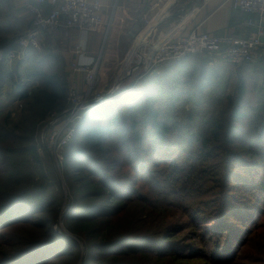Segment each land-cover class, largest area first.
<instances>
[{
	"label": "trees",
	"instance_id": "obj_1",
	"mask_svg": "<svg viewBox=\"0 0 264 264\" xmlns=\"http://www.w3.org/2000/svg\"><path fill=\"white\" fill-rule=\"evenodd\" d=\"M17 42L18 38L0 37V105L19 103L0 114V237L6 227L23 225L35 229L39 238L22 244L25 249L0 251V264H20L38 249L43 251L41 264L64 255L75 264L80 256L77 240L49 225L58 217L54 205L59 200L51 192L53 171L39 151L45 121L66 106L69 78L66 69H40L49 60L64 64L63 57L48 48L40 53L28 48L26 59L40 56L35 69L26 80L14 77L26 60L10 71L9 57L20 51ZM154 70L78 120L67 145L71 150L66 170L74 194L64 223L84 240L86 264H160L154 255L172 257L197 250L192 242H174L187 229H194L189 239L201 241L208 263L234 264L264 215V182H258L264 171V58L212 65L205 55L194 53ZM8 78L14 82L4 94ZM183 100L194 109L183 117L187 126L181 125L176 109L185 107ZM204 113L210 116L207 120ZM172 116L176 119L170 122ZM198 119H204L203 126L193 123ZM213 185L220 192H214ZM50 193L53 199L47 198ZM168 211L185 219L156 226L159 218L167 221ZM47 212L50 218H33ZM124 242L147 246L111 253ZM258 252L264 255V241Z\"/></svg>",
	"mask_w": 264,
	"mask_h": 264
},
{
	"label": "crops",
	"instance_id": "obj_2",
	"mask_svg": "<svg viewBox=\"0 0 264 264\" xmlns=\"http://www.w3.org/2000/svg\"><path fill=\"white\" fill-rule=\"evenodd\" d=\"M29 3L38 4L39 0H0L1 17L15 20L14 23L16 20L24 23L21 35L32 27ZM22 7L25 11L20 13ZM45 7L46 12L52 8L49 2L45 3ZM180 9H184V12L178 13ZM166 14H170L169 18L161 24L157 23ZM144 18L153 23L151 30L154 38H178L193 30L236 37H248L256 32L255 27L247 24L251 16L233 9L226 0H114L111 12L106 18L102 16L103 24L98 30L81 32L61 28L56 32H44L41 34V48H48L62 56L64 64L70 69L73 62L96 67L100 81L95 93L103 96L104 89L115 79L118 69L134 60L133 44L146 35L142 31ZM139 28L141 31L137 33ZM77 47H81L83 52L77 53ZM22 51L23 54L26 52L20 50L16 54ZM262 58L264 50H259L256 61ZM74 74L70 77V83L80 90L87 87L85 75Z\"/></svg>",
	"mask_w": 264,
	"mask_h": 264
},
{
	"label": "built area",
	"instance_id": "obj_3",
	"mask_svg": "<svg viewBox=\"0 0 264 264\" xmlns=\"http://www.w3.org/2000/svg\"><path fill=\"white\" fill-rule=\"evenodd\" d=\"M226 1L231 4L233 9L251 16L247 24L256 28L254 34L248 37L219 36L193 30L178 38L163 36L151 40L150 23L144 18L143 31L146 32V35L142 37V40L136 41L132 47V52L137 54L138 65H150L155 69L165 62L180 61L194 53L205 55L214 64L240 65L256 61V53L259 50H264V0ZM46 2L52 6L51 10L47 12ZM28 9L33 16L32 27L20 35L17 42L20 50L24 51L28 48L40 50L41 34L44 32H56L61 28L91 32L98 30L103 24L102 15L94 11L89 0H39L38 4L29 3ZM183 12L184 9L178 10V13ZM169 16L170 14L164 15L157 23L161 24ZM138 46L141 48L138 49ZM82 52V48L77 47V53ZM14 55H17L16 52L12 53V56ZM71 71L76 74L83 73L87 87L86 91L83 92L78 86L72 84L67 91L65 108L49 117L46 128L49 127L52 132L49 147L55 160L61 158V150L73 139L77 122L83 116L82 113L95 104L87 102L86 97L91 94L97 82L96 67L73 62ZM122 79L123 77L120 78L119 82ZM114 89H111L110 93Z\"/></svg>",
	"mask_w": 264,
	"mask_h": 264
},
{
	"label": "rangeland",
	"instance_id": "obj_4",
	"mask_svg": "<svg viewBox=\"0 0 264 264\" xmlns=\"http://www.w3.org/2000/svg\"><path fill=\"white\" fill-rule=\"evenodd\" d=\"M24 11H25V8L22 7L20 9V13H23ZM14 21L15 20L5 18V16H2V17L0 16V37L7 38L8 40H11L13 38L14 39L18 38L21 35V33L23 32L24 23H22V21H20V20H16L17 21L16 23H14ZM148 21L150 23L149 28L151 31V40L158 39V38H154V36L152 35L151 24H153V23L151 22V20H148ZM37 51H38V53L41 52V50H37ZM26 55H27L26 52L23 54V51H22L19 55H14V56L9 57L8 63L10 66V71L15 72V66L17 65V63L19 61L26 59L27 58ZM34 55L35 54H33V56H31V59L30 58L26 59L25 60L26 62L24 61V63H22L20 75L15 74L14 77H16V78L20 77L19 78L20 80H26L27 79V75L31 72V70L35 69L36 62L40 58V56L36 57ZM41 58L47 59V56L43 55ZM133 59L134 60L130 61L129 65L120 67L118 69V73H117L115 79L113 78V80L108 84L107 88L104 89L103 96L107 93H110V90L113 88H115L114 91L111 92V94L113 96L120 93V92H123L124 90L131 87L132 85L134 86L138 82L139 78H141L142 76L147 75V74L151 73L152 71H154V68L150 67V65L149 66L138 65V63H137L138 58H137V54L135 52L133 53ZM40 69L41 70H48V71H61L63 69L64 70L66 69L67 75L69 78V81H68L69 84H68L67 91L72 86V84L70 83V77L72 78V74H74V72L71 71L70 67L65 68L64 64L63 65L58 64V62L54 63V61L49 60L48 62L46 61L45 65H41ZM75 75H76V73L73 76H75ZM122 77H123L122 81L119 82L120 78H122ZM11 79L12 78H8V81H6V83L3 86L4 87V89H3L4 94H6V92L11 90V83L14 82ZM99 81H100V79H99V75H98L97 82L94 85V89L92 90L91 94L86 97L87 102L95 103L97 100H99L100 98L103 97L102 95H100V94L96 95V93H95V91L99 87ZM31 82H32L33 86H36L37 82H35L34 80H31ZM82 91L83 92L86 91V86L84 87V89ZM249 100L253 104L256 103V101H257L256 99H249ZM182 103L185 104V107H181V105H179L178 108H176V109L179 110V112L181 114L178 117L179 120H181L180 121L181 125L187 126L189 124V121L183 119V117L188 112H191V110H194V109H192L193 105L191 104L190 101L186 103V101L183 100ZM18 104L19 103H17V101H15V102L12 101V102H9V104H7V105H2V106L0 105V114L3 115L9 110H14ZM66 104H67V96H66ZM96 104H94L93 106H96ZM201 108L204 109L203 111H205L207 109V107L205 105H203ZM85 112L86 111H84L83 113H85ZM202 117L207 120L210 116L208 113H204V115ZM175 119H176V117L172 116V120H170V122L175 120ZM203 120L204 119H198L196 122H193V123L195 125H197V127L203 126ZM48 121H49V119L45 121L46 123H44V125L42 126V130L40 131V140L41 141H39L40 142L39 151H40V149H42L40 151V154L42 155L41 158H43V161L45 163H47L53 171L54 175H52L51 179H50L51 186H52L51 192L53 194H55L56 195L55 198H58V200H59V201L56 200V203L54 205L55 208L58 207V209H59L58 217L56 218V220L52 221V223H50L49 225L57 233H62L64 235H68L70 237L73 236V238H75L77 240L78 246L80 247L78 249V250H80V256L78 257V260L76 261L75 264H86L88 262V254H87L86 245H85L84 240L80 239L77 235H75L69 229H67V227L64 223V220H63L64 214H67L69 208L72 205V195L74 194L72 187H71V182H69V180H68V172L66 170L67 154L71 150V148L66 146L64 149L61 150V158L59 160H55V158L52 155V151L49 147V143L52 139V132L50 131L49 127L46 128ZM170 142H172V143L176 142L179 145H181L180 140L178 138H175V137H170ZM149 146H150V144H149ZM192 148H193V146H192ZM152 157L153 156H151L150 158H152ZM146 158H149V157H146ZM150 166H152V165H150ZM237 169H239V172H241L242 174H244L246 176L248 175L247 173H245L244 169L240 168V166L237 167ZM108 172H110V170H108ZM114 172H116V170L111 171L112 174H114ZM258 175H259V181L258 182L259 183L264 182V171H261ZM255 177H257V176H255ZM251 178H252V176H251ZM213 188H214L213 189L214 192H220L219 186L213 185ZM156 192H158V191H156ZM71 193H72V195H71ZM61 194H62V199H61ZM249 196L252 197L251 194ZM47 198L53 199L54 197L50 193L47 196ZM160 202H161V205L165 204L164 199H161ZM169 210H171V209H169ZM168 214L170 215V217L167 218L166 222H164V220L162 218L161 219L159 218L156 222H154V224L158 227L159 226H165L168 223L180 224L181 221L185 219V217L181 213H177L176 211H170V212L168 211ZM35 216H37V217H35ZM39 216H46V217L50 218L51 213L47 212L43 215H39V214L34 215L33 218L37 219ZM148 220H151V218L148 217ZM259 221L262 222V225L260 226V228H258L254 232V235H252L253 240L249 244V247L246 248L245 251L242 252V254H240L242 256H240V258H238L237 262H235L234 264H264V255L259 254V252H258V249H259L262 241H264V215L260 216ZM107 224L110 225L109 220H108ZM192 230H194V229H187L186 231H184L183 233L178 235L174 239V242L180 241V243H183V244H191V242H192V244L197 245V250H195V251H193V250L184 251L185 249L183 248L181 251H179L180 253L184 251L183 254H181V255H174L172 257H155V255H154L153 259L154 260L160 259V264H210L207 262L208 257L204 256V254H203L204 246L201 245V241L199 239H196L194 241H192V239H189L191 236L189 234V232H191ZM198 230H200V229L198 228ZM4 231H5V236L0 237V251L12 250V248H16V249L24 248L22 244L27 246L31 243L30 241H32L34 239L36 240L39 238V233L35 229H33L31 226H24V227H23V225H16L14 227L10 226V227H6L4 229ZM206 240H203L204 241L203 244L206 242ZM168 242H171V241H168ZM209 245L211 246L212 243ZM12 246H14V247H12ZM145 246H147V245L143 244V242H124V243H120V244L116 245V247H113L111 249V253L117 252L119 250H124V251L135 250V249H139V248H142ZM177 246H175V247H177ZM179 248H182V247H179ZM42 252L43 251H40V249L34 251L33 253L29 254L27 257L22 259L20 261L21 262L20 264H41L44 260L42 254H41ZM109 254H110V251H109ZM185 255H187L189 257H186ZM1 259L2 258H0V261H1ZM70 259H71V257L69 255H67V256L64 255V256L60 257L57 261H55L54 263H51V264H70L69 263ZM153 262H152V264H153Z\"/></svg>",
	"mask_w": 264,
	"mask_h": 264
},
{
	"label": "clouds",
	"instance_id": "obj_5",
	"mask_svg": "<svg viewBox=\"0 0 264 264\" xmlns=\"http://www.w3.org/2000/svg\"><path fill=\"white\" fill-rule=\"evenodd\" d=\"M89 2L94 11L105 18L111 12L114 4V0H89Z\"/></svg>",
	"mask_w": 264,
	"mask_h": 264
},
{
	"label": "water",
	"instance_id": "obj_6",
	"mask_svg": "<svg viewBox=\"0 0 264 264\" xmlns=\"http://www.w3.org/2000/svg\"><path fill=\"white\" fill-rule=\"evenodd\" d=\"M140 31H141V28H139V29L137 30V33H140ZM111 96H112L111 93H107V94H105L102 98H100L99 100H97V101L95 102V104L98 103V102H100V101H102V100L108 99V98H110ZM72 237H73V236H72Z\"/></svg>",
	"mask_w": 264,
	"mask_h": 264
}]
</instances>
